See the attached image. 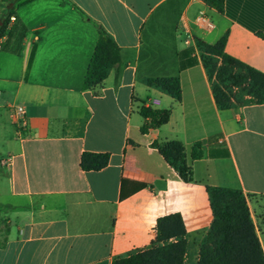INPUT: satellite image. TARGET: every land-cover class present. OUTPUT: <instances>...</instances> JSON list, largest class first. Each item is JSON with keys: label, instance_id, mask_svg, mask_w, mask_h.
<instances>
[{"label": "crops", "instance_id": "0c3cea01", "mask_svg": "<svg viewBox=\"0 0 264 264\" xmlns=\"http://www.w3.org/2000/svg\"><path fill=\"white\" fill-rule=\"evenodd\" d=\"M71 1L114 38L122 62L118 76L85 90L96 27L64 0L13 10L0 51V264H113L149 249L157 220L173 214L192 241L213 222L208 186L244 193L264 250V104L220 111L195 43L226 36V54L264 74V0H223L222 13L203 0ZM201 13L214 31L196 25ZM165 17L170 35L152 37ZM174 77L180 102L145 84ZM142 105L169 111V122L142 134ZM16 107L28 139L17 136ZM155 141L184 145L193 183ZM196 143L200 160L191 159ZM84 153L109 154V164L83 171ZM123 181L145 188L121 199Z\"/></svg>", "mask_w": 264, "mask_h": 264}, {"label": "trees", "instance_id": "16d2710c", "mask_svg": "<svg viewBox=\"0 0 264 264\" xmlns=\"http://www.w3.org/2000/svg\"><path fill=\"white\" fill-rule=\"evenodd\" d=\"M23 1L27 0L20 2ZM203 1L219 13L223 12V0ZM64 2L71 5L97 29L98 40L84 80V89H93L101 85L113 70L118 76L122 62L121 49L102 25L87 16L71 0H64ZM12 12L0 25V38L8 28ZM195 43L211 85L216 106L220 111L264 104V74L227 55L226 36L214 45L200 39H195ZM145 84L171 96L178 102L181 101V85L178 77L146 79ZM140 115L145 120L141 128L142 134L148 133L151 129H159L170 119L169 111L152 109L145 105L140 107ZM152 148L158 150L182 181L194 182L193 170L181 142L155 141ZM203 156V144L196 143L192 147L191 159L200 160ZM109 161V154L84 153L80 159V167L83 171H100L108 166ZM127 187H131L130 192H127ZM143 188L145 185L123 181L121 199ZM206 191L213 212V222L210 228L202 233L196 264H264V250L244 193L240 190L209 186L206 187ZM4 211L5 208L0 206V218ZM4 227L3 243H6L11 230L10 225L6 223ZM156 233V240L149 249L119 257L113 264H185L189 254L190 235L185 229L181 215L173 214L158 219Z\"/></svg>", "mask_w": 264, "mask_h": 264}, {"label": "built area", "instance_id": "2783aa9c", "mask_svg": "<svg viewBox=\"0 0 264 264\" xmlns=\"http://www.w3.org/2000/svg\"><path fill=\"white\" fill-rule=\"evenodd\" d=\"M5 3V0H0V5H3ZM16 21L15 16H11L9 19L8 27ZM196 25L201 27L202 29L211 32L214 31L216 26L210 20L204 13H201L195 20ZM2 49V43H1V38H0V51ZM14 115H15V124L17 128V136L20 139H28L29 138V126L28 122L25 118V111L22 107H16L13 109ZM12 163V157H7L3 161V165L7 166Z\"/></svg>", "mask_w": 264, "mask_h": 264}, {"label": "rangeland", "instance_id": "374dc122", "mask_svg": "<svg viewBox=\"0 0 264 264\" xmlns=\"http://www.w3.org/2000/svg\"><path fill=\"white\" fill-rule=\"evenodd\" d=\"M170 22H171L170 19H168L166 17H165V19L163 18L162 27L153 28L151 30V33H150L151 36L156 38V37H159V36H168V35H170L171 29L168 26H166V25H170L169 24ZM0 172L1 173L2 172L5 173V171L2 170L1 168H0ZM259 200L263 203V207H264V199L262 198V199H259ZM262 218L264 220V211L262 213ZM1 222L2 221H0V227L2 226ZM201 239H202L201 236H197V237H195L194 240H192V241L189 240V243H190L189 254L186 257L185 264H196V261L198 259L197 256H198V252H199V246H200Z\"/></svg>", "mask_w": 264, "mask_h": 264}, {"label": "water", "instance_id": "95a60500", "mask_svg": "<svg viewBox=\"0 0 264 264\" xmlns=\"http://www.w3.org/2000/svg\"><path fill=\"white\" fill-rule=\"evenodd\" d=\"M20 1L21 0H7L3 5H0V25H2L3 19L15 9Z\"/></svg>", "mask_w": 264, "mask_h": 264}]
</instances>
